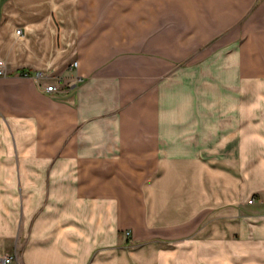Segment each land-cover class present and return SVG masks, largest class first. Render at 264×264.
Returning a JSON list of instances; mask_svg holds the SVG:
<instances>
[{"label":"crops","instance_id":"0c3cea01","mask_svg":"<svg viewBox=\"0 0 264 264\" xmlns=\"http://www.w3.org/2000/svg\"><path fill=\"white\" fill-rule=\"evenodd\" d=\"M0 60V256L196 264L209 238L264 241V0H0Z\"/></svg>","mask_w":264,"mask_h":264},{"label":"rangeland","instance_id":"374dc122","mask_svg":"<svg viewBox=\"0 0 264 264\" xmlns=\"http://www.w3.org/2000/svg\"><path fill=\"white\" fill-rule=\"evenodd\" d=\"M251 198L254 199V202L256 201V197L252 196L249 200ZM257 214V219L264 220V213ZM244 217L247 221H252L251 216L245 215ZM204 221L206 222V220ZM205 222L201 224L203 227L206 226ZM216 229H219L218 222L216 223ZM127 235L128 237L131 236V232L129 234L127 232ZM231 239V242H233L229 244L232 248L231 250L220 249L219 238L207 239V250L201 249L194 253L196 254V264H264V241L261 239H258L259 241H253L248 237L245 241L239 243L238 241L240 240L235 236ZM180 255V264L193 263L194 258L192 252L181 251Z\"/></svg>","mask_w":264,"mask_h":264},{"label":"built area","instance_id":"2783aa9c","mask_svg":"<svg viewBox=\"0 0 264 264\" xmlns=\"http://www.w3.org/2000/svg\"><path fill=\"white\" fill-rule=\"evenodd\" d=\"M17 34L21 35L22 30L18 29ZM78 61H74L71 67H77ZM8 74L6 69V64L3 60H0V76H6ZM23 76L33 77L39 83L43 84L44 90L48 93H60L64 92L66 89V85L63 77L61 76H52L49 72L45 71H36L34 74H30L27 71H23L21 73ZM254 199H250L249 203H253ZM129 234V232H128ZM15 257L13 255H4L0 256V264H13Z\"/></svg>","mask_w":264,"mask_h":264}]
</instances>
